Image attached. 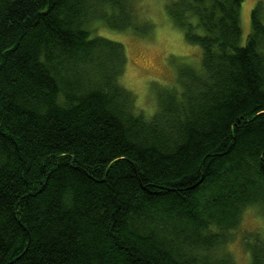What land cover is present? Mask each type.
<instances>
[{
    "label": "trees",
    "instance_id": "trees-1",
    "mask_svg": "<svg viewBox=\"0 0 264 264\" xmlns=\"http://www.w3.org/2000/svg\"><path fill=\"white\" fill-rule=\"evenodd\" d=\"M243 1L166 3L202 64L147 117L96 26L141 31L133 0H0V264H236L264 215V1L241 44Z\"/></svg>",
    "mask_w": 264,
    "mask_h": 264
},
{
    "label": "rangeland",
    "instance_id": "rangeland-1",
    "mask_svg": "<svg viewBox=\"0 0 264 264\" xmlns=\"http://www.w3.org/2000/svg\"><path fill=\"white\" fill-rule=\"evenodd\" d=\"M168 1L133 0L135 18L145 26L140 28L141 31L133 27L118 30L104 23L96 25L101 34L124 44L127 63L121 82L134 94L137 111L147 117L156 112L163 88L181 89L178 73L182 66L199 69L202 64L201 46L190 42L184 29L169 15ZM257 1L244 0L242 3L241 44L246 42L251 31V11ZM234 234L226 245L227 249L233 253L236 264H251L247 244L258 234L264 236V215L259 205L251 204L245 208Z\"/></svg>",
    "mask_w": 264,
    "mask_h": 264
}]
</instances>
